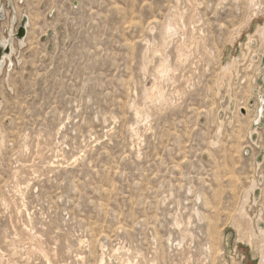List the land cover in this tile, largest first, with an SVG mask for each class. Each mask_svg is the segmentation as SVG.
<instances>
[{
	"label": "rangeland",
	"instance_id": "rangeland-1",
	"mask_svg": "<svg viewBox=\"0 0 264 264\" xmlns=\"http://www.w3.org/2000/svg\"><path fill=\"white\" fill-rule=\"evenodd\" d=\"M263 26L264 0H0V264H259Z\"/></svg>",
	"mask_w": 264,
	"mask_h": 264
},
{
	"label": "bare ground",
	"instance_id": "bare-ground-1",
	"mask_svg": "<svg viewBox=\"0 0 264 264\" xmlns=\"http://www.w3.org/2000/svg\"><path fill=\"white\" fill-rule=\"evenodd\" d=\"M26 19V18H25ZM15 20V17L13 18V21ZM25 27H26V33L28 34V30H29V26H30V18L29 16H27V19L25 20V23H24ZM175 26V25H174ZM172 29H176V27L174 28L172 25L170 26ZM264 27V26H263ZM171 33V32H170ZM14 33L12 34L11 32V35H10V38H6V37H3L2 40H1V51H2V54L0 55V57H2V62L4 63L7 59H9L11 56H12V53L14 52ZM164 37V36H163ZM261 37V40L264 42V36H260ZM26 41V38H23V39H18V42L20 44H24ZM6 50L8 51L7 54H6ZM4 54V55H3ZM164 67V66H163ZM162 67V68H163ZM166 69V68H165ZM165 69H161L159 71V74H163L165 72ZM162 77V76H161ZM158 79V78H157ZM156 79V80H157ZM160 79V78H159ZM157 81H160V80H157ZM158 84V83H157ZM161 85V84H160ZM157 87V86H156ZM156 87H154L153 89L150 90V94H152L153 96H157L158 95V90L156 89ZM156 89V90H154ZM161 89V88H160ZM162 93V92H161ZM263 93H260V95H262ZM257 118H259V116H262V115H259V110H260V107H259V102H258V106H257ZM143 112V110H142ZM139 113V112H138ZM261 118V117H260ZM258 120V119H257ZM256 128L253 130V132H256ZM256 187V182H253L252 184V190H254ZM245 213V212H244ZM249 219H251V217L247 214L246 215ZM252 220V219H251ZM262 221V219H261ZM262 223V222H261ZM240 227V225H238V228ZM258 228L257 229H253V228H250L247 227L246 230H245V233L239 234V241L245 243L246 245L250 246V249L252 250V255L254 254L255 256L258 257V260H259V264H264V222L261 224H258L257 226ZM233 228V227H232ZM237 228V229H238ZM239 230V229H238ZM237 231V230H236ZM237 247V246H236ZM237 250V249H236ZM239 254V253H237ZM245 258V257H244ZM104 263V262H102ZM239 264V263H238Z\"/></svg>",
	"mask_w": 264,
	"mask_h": 264
},
{
	"label": "water",
	"instance_id": "water-1",
	"mask_svg": "<svg viewBox=\"0 0 264 264\" xmlns=\"http://www.w3.org/2000/svg\"><path fill=\"white\" fill-rule=\"evenodd\" d=\"M25 20H26V19H24V21L22 22V26L20 27L19 32H18V35H17V37H18L19 39H23L24 36H25V33H26V27H25V25H24ZM6 52H8V51L6 50ZM1 54H2V51H1V49H0V55H1ZM2 63H3V62H2V58L0 57V64H2ZM259 107H260L259 115H262V116H259L258 121H257L256 124L260 123V122L262 121V119L264 118V94H263V96H260V97H259ZM260 117H261V118H260Z\"/></svg>",
	"mask_w": 264,
	"mask_h": 264
},
{
	"label": "built area",
	"instance_id": "built-area-1",
	"mask_svg": "<svg viewBox=\"0 0 264 264\" xmlns=\"http://www.w3.org/2000/svg\"><path fill=\"white\" fill-rule=\"evenodd\" d=\"M264 94V93H263ZM263 94L261 96H263ZM259 100V99H258ZM259 124V123H258Z\"/></svg>",
	"mask_w": 264,
	"mask_h": 264
}]
</instances>
